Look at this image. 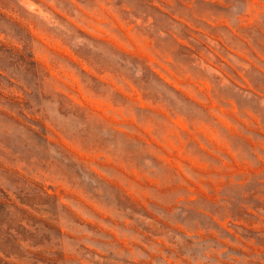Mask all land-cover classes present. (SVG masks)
<instances>
[{"label": "rangeland", "instance_id": "rangeland-1", "mask_svg": "<svg viewBox=\"0 0 264 264\" xmlns=\"http://www.w3.org/2000/svg\"><path fill=\"white\" fill-rule=\"evenodd\" d=\"M0 264H264V0H0Z\"/></svg>", "mask_w": 264, "mask_h": 264}]
</instances>
